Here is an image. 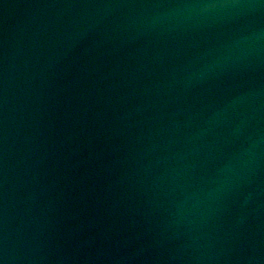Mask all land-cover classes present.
Masks as SVG:
<instances>
[{"label": "water", "instance_id": "1", "mask_svg": "<svg viewBox=\"0 0 264 264\" xmlns=\"http://www.w3.org/2000/svg\"><path fill=\"white\" fill-rule=\"evenodd\" d=\"M0 264H264V0H0Z\"/></svg>", "mask_w": 264, "mask_h": 264}]
</instances>
